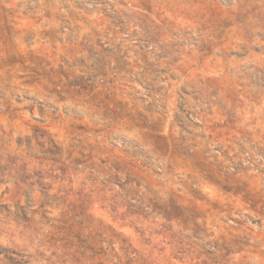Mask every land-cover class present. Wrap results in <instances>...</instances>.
<instances>
[{
    "label": "rangeland",
    "instance_id": "374dc122",
    "mask_svg": "<svg viewBox=\"0 0 264 264\" xmlns=\"http://www.w3.org/2000/svg\"><path fill=\"white\" fill-rule=\"evenodd\" d=\"M0 264H264V0H0Z\"/></svg>",
    "mask_w": 264,
    "mask_h": 264
}]
</instances>
